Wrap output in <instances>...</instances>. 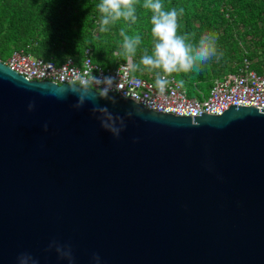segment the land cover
<instances>
[{
  "label": "water",
  "instance_id": "water-1",
  "mask_svg": "<svg viewBox=\"0 0 264 264\" xmlns=\"http://www.w3.org/2000/svg\"><path fill=\"white\" fill-rule=\"evenodd\" d=\"M109 115L119 136L102 127ZM24 256L264 264V110L158 113L0 60V264Z\"/></svg>",
  "mask_w": 264,
  "mask_h": 264
},
{
  "label": "trees",
  "instance_id": "trees-1",
  "mask_svg": "<svg viewBox=\"0 0 264 264\" xmlns=\"http://www.w3.org/2000/svg\"><path fill=\"white\" fill-rule=\"evenodd\" d=\"M135 0L136 22L123 21L99 31L100 0H0V59L5 62L14 52H24L57 64L74 59L80 62L86 50L92 60L104 69L115 68L126 61L113 55L121 44V27L129 35L139 34L142 43L134 62L139 63L145 49L151 53L150 15ZM166 9L183 8L178 18V33L188 34L192 42L205 32L218 35L219 60L212 59L199 71L174 72L189 98L204 99L214 82L238 73L245 60L264 65V0H162ZM137 76L155 82V73L134 71Z\"/></svg>",
  "mask_w": 264,
  "mask_h": 264
},
{
  "label": "built area",
  "instance_id": "built-area-1",
  "mask_svg": "<svg viewBox=\"0 0 264 264\" xmlns=\"http://www.w3.org/2000/svg\"><path fill=\"white\" fill-rule=\"evenodd\" d=\"M4 63L28 81L73 84L97 92H102V89L93 77L102 79L111 76L116 84L109 94L132 99L158 113L200 117L202 114L222 115L231 106L264 110V65L255 70L252 66L256 63L249 60H245L238 73L217 79L208 96L201 100L189 98L174 76L168 75L169 84L161 92L154 81L135 75L133 69L126 66V62L115 68L104 69L93 62L89 49L80 62L68 59L57 64L24 52H14Z\"/></svg>",
  "mask_w": 264,
  "mask_h": 264
},
{
  "label": "clouds",
  "instance_id": "clouds-1",
  "mask_svg": "<svg viewBox=\"0 0 264 264\" xmlns=\"http://www.w3.org/2000/svg\"><path fill=\"white\" fill-rule=\"evenodd\" d=\"M148 10L150 15L152 50L151 53L145 49L141 55L139 63L134 62L138 47L142 40L139 34L129 35L125 27H121L120 35L123 37L120 48L113 53L126 61V66L134 71H148L155 73V86L163 92L169 84L167 78L174 72L199 71L203 64L212 59H221L223 53L219 51L217 41L218 35L214 32H205L196 42L188 34L178 33V18L183 15L184 9L173 7L166 9L162 0H143L141 5ZM100 14L99 31L107 32L110 26L123 21L134 24L136 22L135 0H100L96 6ZM95 83L101 86L102 96L107 98L116 84L114 77L106 76L102 79L93 77ZM183 83L182 81L180 82ZM76 91V90H73ZM79 101L75 107L83 106L88 92L84 89L79 91ZM115 103V100L112 101ZM31 105L29 109L31 110ZM101 113H108L107 108L93 109ZM131 115V113H129ZM111 116L102 121V127L111 131L115 136H119L120 128L114 123H109ZM122 123V121H121ZM58 252H61L57 248ZM68 255V254H67ZM31 258L24 256L20 258V264H29ZM94 259L99 262V257Z\"/></svg>",
  "mask_w": 264,
  "mask_h": 264
}]
</instances>
